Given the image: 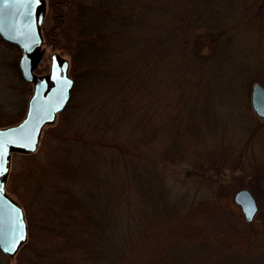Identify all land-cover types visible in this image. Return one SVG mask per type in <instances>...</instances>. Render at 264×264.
<instances>
[{"label": "trees", "instance_id": "16d2710c", "mask_svg": "<svg viewBox=\"0 0 264 264\" xmlns=\"http://www.w3.org/2000/svg\"><path fill=\"white\" fill-rule=\"evenodd\" d=\"M48 7L42 35L64 41L82 90L60 113L56 145L31 178L34 204L21 205L28 239L14 264H181L171 242L208 234L232 244L222 230L207 232L217 220L216 197L169 186L160 164L205 167L204 157L219 169L242 149L230 141L237 119L245 141L259 135L262 122L242 124L240 106L248 115L251 84L264 86L263 61L243 72L229 47L264 0L253 13L248 0H48ZM19 55L12 65L22 80ZM95 83L87 100L85 88ZM25 107L13 117L0 113V124L18 121ZM145 166L156 178L141 186ZM237 223L250 233L243 219Z\"/></svg>", "mask_w": 264, "mask_h": 264}, {"label": "rangeland", "instance_id": "374dc122", "mask_svg": "<svg viewBox=\"0 0 264 264\" xmlns=\"http://www.w3.org/2000/svg\"><path fill=\"white\" fill-rule=\"evenodd\" d=\"M248 1L252 3V13L255 12L260 0ZM45 2L46 15L42 26L48 27L51 23V12L48 7V0H45ZM258 9L262 13L257 14L250 27L248 26L243 31L236 33V40L229 47L232 59L240 66H244L243 72L249 71L248 67L256 70L260 65L259 61H263L264 64V7ZM57 28L59 27L56 26V29L52 33L58 32ZM49 39V41H45L44 39L45 52L41 61L34 69L35 73H46L50 53L58 52L69 60L68 72L72 77L70 74L71 57L65 49L64 41H58L53 35H49ZM2 40L5 41L4 39ZM16 52L19 55V48L16 51L9 50L0 44V113H3L4 117L15 116L25 106V98L29 93L25 95L22 87L24 85L21 81H24L30 87L32 84V82L23 80L17 62L18 72L22 80L18 79L12 65ZM81 90L80 78L76 75V82L74 83L73 80L67 103L70 101L71 96H74L71 101H76ZM97 90V83L88 85L85 88L84 97L87 100L91 99ZM67 103L57 113L55 120L42 128L39 143L34 152L28 154L12 152L11 154L6 191L20 205H24L26 209L34 204L35 199L32 195L31 178L37 173V163H42V156L48 154L56 145V142L52 138L59 131V128L55 126L60 122L59 115L65 109ZM249 106L251 111L247 112L248 115L242 109L243 106H240L241 120H244L241 123L250 125L254 123L253 120L261 121V128L257 130L260 133L258 136L255 135L245 141V133L237 126L240 124V121L237 119V123L233 122L229 124L231 126L229 127V132L232 133L231 143H235L237 149L242 145V149L240 152L234 149L232 152L234 154L233 158H226L224 165L218 166L219 169L207 163L204 157L202 160L206 168L197 166V164L191 165L183 162L175 164L164 162L160 164L163 172L167 174L166 180L169 182V186L184 190L188 195L205 193L211 197H216L217 204L215 206L219 208L217 220L212 226H209L207 232L211 229L215 232L222 230L226 236L230 234L228 240L232 242V244L228 245L222 242L220 238L209 237L208 234L200 241L171 242L169 244V251L181 264H264V117L256 115L251 105ZM88 109L89 105L85 104L83 110L87 111ZM9 124L12 123H3L0 126ZM53 127L56 129L53 130ZM71 131L72 129L69 126L66 127L65 135H70ZM227 139L229 140L228 136H226ZM119 158V167H121V160L124 157ZM142 165L140 164V166ZM253 165L256 169L259 168V170L252 169L251 166ZM154 178H156V174L153 168L145 166L142 168L139 183L142 186L141 181L145 179H150L153 183ZM195 178L198 181H195L197 180ZM242 187L248 188L251 191L258 207L251 222H245L250 226V233L246 232L248 230L247 227H243L242 224L237 223V218L243 219V215L239 206L232 200L233 192ZM33 214L29 215L28 219L32 218ZM31 226L32 231H34L33 221ZM227 229H232L233 232H228ZM27 233H29V222H27ZM238 234H241V236ZM27 239L12 257L0 251V264H14L16 255L27 242Z\"/></svg>", "mask_w": 264, "mask_h": 264}, {"label": "water", "instance_id": "95a60500", "mask_svg": "<svg viewBox=\"0 0 264 264\" xmlns=\"http://www.w3.org/2000/svg\"><path fill=\"white\" fill-rule=\"evenodd\" d=\"M45 12V0H0V36L18 46L21 77L32 82L22 117L15 123L0 126V149L7 151L5 171L0 175V251L9 257L16 254L28 234L22 206L6 191L11 154H28L36 150L42 128L52 123L64 108L73 83L68 72L69 60L58 52L50 53L46 73L34 71L45 52L41 30ZM249 101L255 114L264 117V86L257 81L251 84ZM22 125L23 131H18ZM232 200L239 206L244 221L251 222L258 208L251 191L239 188L233 192ZM21 234L25 239L19 241L15 252L4 251Z\"/></svg>", "mask_w": 264, "mask_h": 264}, {"label": "snow or ice", "instance_id": "6c2138e0", "mask_svg": "<svg viewBox=\"0 0 264 264\" xmlns=\"http://www.w3.org/2000/svg\"><path fill=\"white\" fill-rule=\"evenodd\" d=\"M23 125L21 126V129L18 131H23ZM7 155L6 149H0V175L4 174V167L3 165L6 163L4 160V157ZM0 192H2V188H0ZM249 218H251V213H249ZM25 239V236L23 234L19 235L18 239H14L11 241L10 245L4 248V251L6 252H15L16 245L19 243V241H22Z\"/></svg>", "mask_w": 264, "mask_h": 264}, {"label": "bare ground", "instance_id": "6f19581e", "mask_svg": "<svg viewBox=\"0 0 264 264\" xmlns=\"http://www.w3.org/2000/svg\"><path fill=\"white\" fill-rule=\"evenodd\" d=\"M43 40H44V38H43ZM24 216H25V214H24ZM26 218V217H25Z\"/></svg>", "mask_w": 264, "mask_h": 264}]
</instances>
